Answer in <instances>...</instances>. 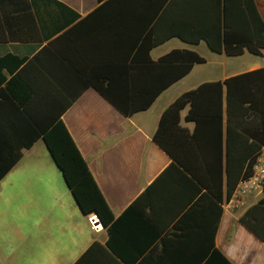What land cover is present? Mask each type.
Segmentation results:
<instances>
[{"label":"crops","instance_id":"obj_1","mask_svg":"<svg viewBox=\"0 0 264 264\" xmlns=\"http://www.w3.org/2000/svg\"><path fill=\"white\" fill-rule=\"evenodd\" d=\"M56 1L69 9L40 2L29 13L0 15L6 19L0 22V58L12 55L24 60L16 70L3 71L0 148L16 151L35 135L29 127L31 117L42 125L47 116L59 115L61 107L75 99L62 120L114 216L120 217L156 184L147 197L154 209L146 211L160 226L161 234L151 238L149 249L132 264H207L213 253L203 252L211 240L230 264H264V242L240 222L250 207L264 199L263 187L247 194L239 187L224 203L218 230L212 236L217 211L214 206L210 210L205 207L206 191H198L178 175L161 177L172 159L153 140L162 115L183 94L264 68V52L254 56L244 48L240 56L218 54L199 38L217 35L226 13L235 31L246 38L253 7L264 23V0ZM151 34L165 37L164 42L152 50L147 45L140 49L137 41ZM178 50L196 52L206 62L196 64L186 77L164 90L146 111L126 117L95 88H87V81L113 61V81L122 86L135 83V91L132 86L125 91L120 87L121 96L131 98L153 91L151 84L161 80L156 74H139L131 81V77L119 75L123 66L143 65L147 52L157 62ZM211 65V70L202 67ZM163 76L165 81L169 75ZM202 101L199 110L204 116L217 114V95H203ZM190 108L181 112L180 125L192 132L196 124L186 120ZM215 122L202 125L200 144L217 145ZM44 148L47 150L40 139L31 149H22L21 159L0 182V219L41 227L40 238L48 241L38 264H78L93 244L105 246L107 231L91 228L90 216L81 212L70 190L63 191L56 164L46 165ZM187 214L181 228H175ZM54 223L58 237L52 230ZM2 257L0 264H5L2 261L8 258ZM81 264L124 263L109 253H92Z\"/></svg>","mask_w":264,"mask_h":264},{"label":"trees","instance_id":"obj_2","mask_svg":"<svg viewBox=\"0 0 264 264\" xmlns=\"http://www.w3.org/2000/svg\"><path fill=\"white\" fill-rule=\"evenodd\" d=\"M0 0V15L15 12L29 13L37 3L54 4L68 10L65 5L56 0ZM6 19H1L4 22ZM224 25L219 26L217 35L205 34L199 38L205 40L211 51L228 56H240L246 48L254 56H262L264 52V23L253 7L251 28L246 38L235 31L226 13ZM239 34V35H237ZM164 38L140 37V49L145 45L152 48L162 44ZM182 40L187 37L180 35ZM147 54L146 63L139 67H125L119 75L131 81L141 74L155 75L156 80L151 86L153 91L144 92L131 98L119 94V88H131L135 91V83L119 85L113 80L115 75L110 69L114 62L105 63L100 74H94L92 80L87 81V88H95L106 100L116 107L124 116L131 117L136 113L146 111L157 97L167 88L186 77L196 64L206 62L205 58L190 50L173 51L157 62H153ZM137 54L134 59L138 60ZM24 60L12 55L0 58V86L6 81L4 70H16ZM167 76L164 81L163 75ZM213 93L218 96L217 114L204 116L199 108L203 104L202 97ZM75 102L68 101L60 109L59 115L47 116L41 125L33 117L30 119L35 135L13 151L10 147L0 148V182L21 159L22 149H31L37 140L43 139L54 163L62 172L68 189L72 193L78 207L85 216L97 215L100 223L107 231L108 240L105 246L93 244L86 254L78 261H82L92 253H109L124 264H132L135 257L146 252L151 246V238L161 234L158 223H155L147 208L152 211L154 203L147 201V197L155 189V183L133 202L124 213L116 218L102 195L80 149L76 145L70 132L62 120L63 114ZM191 106L186 120L195 122V129L191 132L182 128L181 112ZM218 124L217 145H202L199 143L201 127L204 123ZM215 122V123H216ZM154 142L172 159V164L161 177L178 175L184 181L195 185L200 191L207 193L205 207L210 210L214 206L217 219L213 225L212 236L218 230L219 221L223 216V205L235 195L241 183L250 180L255 175L258 158L264 152V68L233 76L224 82L203 84L197 89L180 96L162 115ZM2 142L0 141V144ZM264 192V185H263ZM162 195V194H161ZM199 201V203H201ZM198 206V203L195 205ZM181 208V207H180ZM187 214L175 228H181ZM240 222L248 228L258 239L264 242V199L250 207L240 218ZM181 230H185L182 228ZM212 240L203 252L213 253L207 264H230L228 260L214 248Z\"/></svg>","mask_w":264,"mask_h":264},{"label":"rangeland","instance_id":"obj_3","mask_svg":"<svg viewBox=\"0 0 264 264\" xmlns=\"http://www.w3.org/2000/svg\"><path fill=\"white\" fill-rule=\"evenodd\" d=\"M202 67L211 70L213 66ZM203 74L206 75L205 73ZM40 154L41 153H39V155ZM44 156L47 157L46 159L48 161L46 165H55L50 153L47 152L46 149L44 150ZM56 169L61 175L63 191L69 192L62 172L57 166ZM15 216L14 214V218ZM57 228L58 226L54 223L52 230L56 237L59 235ZM40 230L41 227L37 228L35 223H4V221L0 219V256L3 254V259L4 257L8 258L4 259L2 262L5 264H38L42 259V253L48 241V239H46L45 242L40 238Z\"/></svg>","mask_w":264,"mask_h":264},{"label":"built area","instance_id":"obj_4","mask_svg":"<svg viewBox=\"0 0 264 264\" xmlns=\"http://www.w3.org/2000/svg\"><path fill=\"white\" fill-rule=\"evenodd\" d=\"M264 185V152L258 158L257 164L255 166V175L250 180L240 184L241 193L247 194L257 188H262ZM91 228L94 231H99L102 229V224L96 215H91L89 218Z\"/></svg>","mask_w":264,"mask_h":264},{"label":"water","instance_id":"obj_5","mask_svg":"<svg viewBox=\"0 0 264 264\" xmlns=\"http://www.w3.org/2000/svg\"><path fill=\"white\" fill-rule=\"evenodd\" d=\"M95 215V214H94ZM97 216V215H96ZM102 227H103V225H102ZM104 228V227H103Z\"/></svg>","mask_w":264,"mask_h":264}]
</instances>
